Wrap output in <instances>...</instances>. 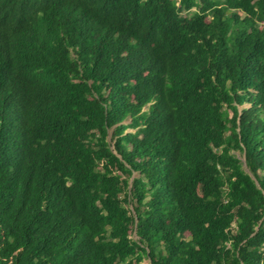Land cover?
<instances>
[{"label": "trees", "instance_id": "obj_1", "mask_svg": "<svg viewBox=\"0 0 264 264\" xmlns=\"http://www.w3.org/2000/svg\"><path fill=\"white\" fill-rule=\"evenodd\" d=\"M0 264H264V0H0Z\"/></svg>", "mask_w": 264, "mask_h": 264}, {"label": "rangeland", "instance_id": "obj_2", "mask_svg": "<svg viewBox=\"0 0 264 264\" xmlns=\"http://www.w3.org/2000/svg\"><path fill=\"white\" fill-rule=\"evenodd\" d=\"M240 108H241V106H240ZM127 122H128V121H125V123H127ZM128 131H133V130H132V129H128ZM231 152L237 154L239 157H242V154H241L240 151L231 150ZM144 263H148V260L146 259V260L144 261Z\"/></svg>", "mask_w": 264, "mask_h": 264}]
</instances>
